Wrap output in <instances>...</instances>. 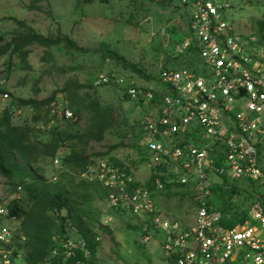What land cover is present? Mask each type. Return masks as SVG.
<instances>
[{
  "label": "built area",
  "instance_id": "2783aa9c",
  "mask_svg": "<svg viewBox=\"0 0 264 264\" xmlns=\"http://www.w3.org/2000/svg\"><path fill=\"white\" fill-rule=\"evenodd\" d=\"M181 3L188 12L187 25L171 50L180 52L185 65L178 69L162 67L157 76L161 89L156 92L132 85L127 95L135 103L150 104L139 121L142 156L150 175H157L158 189L167 184L184 188L190 200V218L183 222L166 217L149 189L108 160L89 166L81 177L101 183L107 192L104 224L113 220L106 210L119 211L142 220L141 245L154 234L163 235L161 248L166 264H264L261 195L256 194L246 214L227 227L225 221L231 216L223 214L219 208L222 201L212 192L223 178L228 182L248 180L259 190L264 187L260 162L264 141V33L235 32L226 21L225 13L230 9L226 0ZM165 38L168 45L170 38ZM125 81L122 75L100 74L93 85L114 82L122 86ZM68 110L65 118H71ZM57 158L52 160V168L59 171ZM237 201L234 195L230 203ZM0 215H8L2 205ZM14 234L0 225V264H12L16 258L11 245ZM54 240L46 261L96 264L84 239L56 236ZM77 251L82 252L81 257Z\"/></svg>",
  "mask_w": 264,
  "mask_h": 264
},
{
  "label": "rangeland",
  "instance_id": "374dc122",
  "mask_svg": "<svg viewBox=\"0 0 264 264\" xmlns=\"http://www.w3.org/2000/svg\"><path fill=\"white\" fill-rule=\"evenodd\" d=\"M158 1L135 0L134 3L132 0H81L75 4V0H41L38 2V10H30L28 6L31 0H0V33L4 36L0 44L9 42L15 31L20 30L16 22L10 19L16 18L44 36H67L79 50H83L67 49L60 43L59 49L50 48L51 60L44 59L43 48L36 46L30 47V53L23 59L18 54L0 55V70L11 62V72L7 77L0 75V87L9 92L7 98L0 93V110L8 103H13L17 97L40 99L53 93L55 103L50 105L49 114L61 117L68 110L64 88L76 90L83 102L97 101L103 108L114 109L110 134L106 133L102 141H91L87 147L88 154L105 153L122 142L134 144L128 134H138L137 123L144 118L150 104L125 100L123 94L127 93L131 85L156 92L161 89L157 76L162 67L178 69L185 65L180 52L172 51L171 48L184 34L188 12L181 0H173V5L168 9L157 5ZM226 1L230 4V9L225 13L226 21L233 30L237 33L256 32L257 22L263 19L264 0ZM165 33L170 38L168 45ZM103 48L115 52L120 62L101 51ZM121 61L134 65L144 76L131 68L125 69ZM100 74L109 77L122 75L126 81L122 86L112 82L96 87L93 81ZM31 116L30 110L15 108L13 121L17 124H33ZM86 122L85 112L80 118L81 128H84ZM117 155L129 166L139 182L143 183L151 176L142 153L134 148L122 150L118 147L110 153L111 159L116 161ZM57 161L58 166L60 159L57 158ZM260 162L264 169V141ZM48 164L44 166L45 177L51 178L55 175H52L54 172L49 173ZM79 178L89 181V178H82L81 175ZM236 184L246 187L242 181ZM9 192L10 187L0 178V202L8 201ZM178 198L166 199L162 196L157 203L166 217L185 222L190 218V200L185 198L176 207ZM104 202L92 197L85 206L90 216L89 224L94 228L99 244L95 263L166 264L161 248L163 235L154 234L156 236L153 235L149 242L141 245L139 242L143 236L139 228L142 220L129 215H118L116 218L112 215L113 220L105 225L104 214L100 215V212H105ZM1 224L14 233L20 221L4 219ZM12 264L26 263L17 257Z\"/></svg>",
  "mask_w": 264,
  "mask_h": 264
},
{
  "label": "trees",
  "instance_id": "16d2710c",
  "mask_svg": "<svg viewBox=\"0 0 264 264\" xmlns=\"http://www.w3.org/2000/svg\"><path fill=\"white\" fill-rule=\"evenodd\" d=\"M40 1L31 0L28 8L38 10ZM75 1L77 4L81 0ZM89 1L93 0H82V2ZM132 1L135 3V0ZM172 1L159 0L156 3L162 8L168 9L173 5ZM175 6L179 7L178 4ZM10 19L16 22L20 30L15 31L9 42L0 44V55L2 56L7 53L9 56L18 54L23 59L30 53V47L36 46L43 48L44 59L51 60L50 48L59 49L60 43H63L67 49L83 52L67 36H44L40 32H35L23 20ZM256 25V32L264 33V14L263 19ZM3 40L4 36L0 33V42ZM101 51L107 53L111 59L120 62V57L115 52L107 48H103ZM121 63L125 69L131 68L139 75L144 76L143 72L140 69L136 70L134 65L124 64L123 61ZM10 72L11 62L9 61L6 67L0 70V75L6 78ZM64 90L67 92L66 107L71 113V118L49 114L50 105L55 103V94L53 93L40 99L17 97L13 99V103H8L0 110V178L3 179L5 185L10 187L11 197L5 203L0 202V205L8 211L7 216L0 215V225L4 219L20 221L11 241L12 254L16 258H22L26 264H57L55 259L46 261L55 246L54 238L56 236L61 239L83 238L87 242V247L95 262L99 244L96 241L95 230L89 224L90 216L85 210V206L92 197L104 201L107 192L101 183L82 180L79 177L99 158V160H108L115 166L124 168L127 174H132L130 168H125L123 164L111 159L110 153L118 147L122 150L134 148L137 152L142 153L139 142L141 125L138 121V134H128L134 144L122 142L105 153L88 154L87 147L91 141H102L106 133L110 134L111 116H114V109L103 108L97 101L83 102L84 100L78 96L76 90L72 91L67 88ZM0 93L9 95V92L1 87ZM123 97L125 100H129L127 93H124ZM15 108L30 110L33 124L15 123L13 121ZM85 112L87 113V122L84 128H81L80 118ZM55 157L60 159L59 171L52 168V160ZM47 164L49 173L54 172L52 175L55 177H45L44 166ZM155 177L157 175L153 174L145 183L141 184L151 191L157 202L162 196H165L166 199L178 196L176 207H179V203L187 198L184 188L177 184H167L164 188L158 189ZM221 181V184L215 186L212 192L214 197L220 198L222 201L219 208L223 214L231 216L230 220L225 221L227 227L234 226L239 217L246 214L248 204L255 199L256 194L261 195L264 205V187L259 190L258 185L248 180H240L246 184V187H239L236 184L237 181L228 182L225 178ZM15 195L18 197L14 198ZM234 195L238 196V201L230 203ZM104 213L100 212V215L102 216ZM106 213L113 215L114 218L118 215H126L119 211L106 210ZM77 256L81 257L82 252L77 251Z\"/></svg>",
  "mask_w": 264,
  "mask_h": 264
},
{
  "label": "crops",
  "instance_id": "0c3cea01",
  "mask_svg": "<svg viewBox=\"0 0 264 264\" xmlns=\"http://www.w3.org/2000/svg\"><path fill=\"white\" fill-rule=\"evenodd\" d=\"M121 156V155H120ZM116 158H117V160H118V162L119 163H121V164H123V166L125 167V168H129V166L127 165V164H124V162H123V160H121L119 157H118V155L117 156H115ZM148 171L150 172V170L148 169ZM132 176H134V173L132 172ZM150 176V175H149ZM149 178V177H148ZM147 178V179H148ZM134 179H135V177H134ZM147 179L146 180H144V182H146L147 181ZM136 180V179H135ZM138 181V180H137ZM139 182V181H138ZM143 182V183H144ZM141 183V182H140ZM74 239H80V238H74ZM81 239H83V238H81Z\"/></svg>",
  "mask_w": 264,
  "mask_h": 264
},
{
  "label": "water",
  "instance_id": "95a60500",
  "mask_svg": "<svg viewBox=\"0 0 264 264\" xmlns=\"http://www.w3.org/2000/svg\"><path fill=\"white\" fill-rule=\"evenodd\" d=\"M240 222H241V223H243V222H244V220H241Z\"/></svg>",
  "mask_w": 264,
  "mask_h": 264
}]
</instances>
